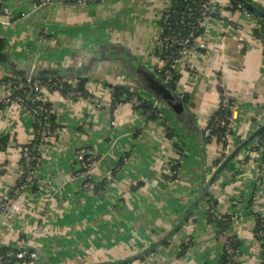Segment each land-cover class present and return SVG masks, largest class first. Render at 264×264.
I'll return each mask as SVG.
<instances>
[{
  "label": "crops",
  "instance_id": "1",
  "mask_svg": "<svg viewBox=\"0 0 264 264\" xmlns=\"http://www.w3.org/2000/svg\"><path fill=\"white\" fill-rule=\"evenodd\" d=\"M171 1L35 7L34 0H3L0 50L9 58L0 62V99L3 80L30 67L76 68L91 94L45 95L54 134L40 146L36 188L14 211L4 203L21 179V147L35 134L34 119L22 103L0 100V247H34L36 257L22 264H228L221 261L226 237L209 219L212 207L217 220L228 216L225 232L237 242L238 264H262L254 216L264 217V147L242 144L264 124V58L249 38L259 20L219 0L194 40L204 48L189 49L175 67L174 90L193 118L180 122L128 71L136 61L157 67L159 19ZM249 1L264 9V0ZM115 86L151 101L160 116L146 119L128 102L112 105ZM220 88L234 101L229 151L242 149L217 167L218 148L198 133L218 108ZM83 147L99 156L92 168L93 181L102 183L98 193L72 175ZM120 159L123 167L112 173ZM170 165L177 166L172 174ZM154 244L142 259L131 258Z\"/></svg>",
  "mask_w": 264,
  "mask_h": 264
},
{
  "label": "built area",
  "instance_id": "2",
  "mask_svg": "<svg viewBox=\"0 0 264 264\" xmlns=\"http://www.w3.org/2000/svg\"><path fill=\"white\" fill-rule=\"evenodd\" d=\"M2 0H0V3ZM50 2V0H34L35 7H40ZM219 0H203L200 6V17L198 19V24L202 26L205 19L208 18L209 14L213 12L218 6ZM170 6L164 10L161 14L159 21H163L164 24L161 27L160 44H159V54H158V65L155 68V72L158 73L163 80L170 81L171 75L175 72L176 64L181 60L184 54L191 48H204L203 44H194L195 34L193 27L189 25L187 19L184 18L182 14L175 15V13L168 12ZM243 10V9H242ZM244 11V10H243ZM247 15L251 16L249 13L244 11ZM253 17V16H251ZM254 18V17H253ZM12 17L6 15V23L9 24ZM255 20H257L255 18ZM166 29V33L163 34V30ZM250 40L254 46L258 47L264 53V30L251 32L249 35ZM245 41L244 36L239 37V45L242 46ZM9 78V77H8ZM8 78L3 80V87L5 93L9 95L3 99V103H8L10 100H15L24 105V97L29 99L33 104L31 108H26L28 112L32 115L34 121L40 124L38 129V139L37 144V155L32 154L29 146L25 145L21 147V179L19 183L14 187L11 197L4 203V209L10 210V208L16 210L23 199L25 193L30 190L29 186L31 184L36 185L37 181V170L40 164V146L53 137L54 131L51 128L49 122L50 116L54 114L53 106L46 101L45 95L52 91H58L68 97H78L77 93L73 90L63 93L62 89L64 85H75L76 79L74 77H61L57 78L56 81L46 82L40 79H36L31 75L25 76L23 79L10 81ZM14 90H21L23 95L13 96ZM220 108L225 110L227 116V123H225V131L221 135L220 140L225 142L228 146L224 150L225 154L229 151V144L231 140V130L234 129V124L232 120V110L234 106V101L226 94H221ZM95 106H99V103H94ZM1 107V106H0ZM25 107V105H24ZM204 137H208L211 134L210 127H204L202 130ZM264 147V137L257 139L249 147L252 151L257 148ZM99 156L93 152V150L83 147L79 148L75 155L76 164L78 168L73 171L72 175L75 178H80L84 188L92 189L94 187V181L92 179V168L98 161ZM10 203V206L8 204ZM211 222H215L218 218L217 213L211 208ZM255 219L258 217L254 216ZM221 218V217H220ZM219 218V219H220ZM264 224V223H263ZM234 238L231 236L225 240L224 251L227 254L228 264H238V249L234 248L232 241ZM20 247V246H15ZM25 254L31 259L36 257V254L31 251L27 252H17L15 256L18 258L23 257ZM2 257H0L1 259Z\"/></svg>",
  "mask_w": 264,
  "mask_h": 264
},
{
  "label": "trees",
  "instance_id": "3",
  "mask_svg": "<svg viewBox=\"0 0 264 264\" xmlns=\"http://www.w3.org/2000/svg\"><path fill=\"white\" fill-rule=\"evenodd\" d=\"M3 2V0H2ZM2 2L0 3V13L2 12ZM203 0H172L170 4V9L168 12L170 13H175V15L182 14L185 19L188 20L189 25L193 27L194 34L195 36L199 34V32L202 29V26L198 24V19L200 17V6L202 4ZM233 9H239L242 10V8L239 6L238 2L235 0H230ZM219 4V2H218ZM214 14L211 12L209 15ZM257 19V18H256ZM259 20V26H256L255 28H252L251 32H256V31H263L264 30V20ZM164 22L159 21V26H163ZM163 34L166 33V29L162 31ZM4 45V40L0 38V49ZM159 54V50H158ZM263 58H264V53ZM79 71V70H78ZM64 73H61L60 75H54L50 77H43V78H38L40 80L46 81V82H53L56 81L57 78L61 77H74L76 79L75 85H64L62 92H68V91H75L77 93V96L80 97H88L89 92L85 88V82L87 79L81 73L80 71L78 74L80 75H75V76H66L63 75ZM158 74V73H157ZM159 75V74H158ZM25 76L24 73H16L13 72L11 76H8L7 78L10 81L14 80H20L23 79ZM160 76V75H159ZM161 77V76H160ZM162 78V77H161ZM177 79V75L175 72L172 73L170 81L168 82L169 85L174 89L175 87V82ZM23 92L21 90H14L13 91V96L15 95H23ZM223 93L222 89L220 88V100H221V94ZM186 98V97H185ZM184 98V100H186ZM220 100L218 104V108L215 110L211 118L209 119L206 127H210L211 129V134L208 137H204L202 135V139L206 142H213L215 146L218 148V155L216 158L215 164H218L226 155L224 150L227 149V144L225 142H222L220 140L221 135L225 131V123H227V116L225 114V110H222L220 108ZM111 102L112 105H116L118 103H130L133 108L137 111H139L141 114L145 116L146 119H157L160 116L159 109L151 102L146 100L145 98H142L140 96L134 95V93L130 92L128 89L122 87V86H115L113 87L111 91ZM24 105L26 108H31L33 104L30 102L29 99H26V96L24 97ZM49 122L51 124V128L54 129L55 124H54V114L50 116ZM34 130L35 134L33 138L30 141H27L24 143L22 146H29L32 154L37 155V144L39 142L38 139V129L40 127V124L36 121H34ZM167 130V137L171 139L173 137V129L170 126L166 127ZM234 131L231 130L230 134L233 135ZM264 137V132L258 137V140ZM6 146L5 140L0 138V150L4 149ZM90 149V148H89ZM92 150V149H91ZM180 154V153H179ZM179 156V155H177ZM123 159H120L118 164L115 166L113 169L112 173L118 172L122 167H123ZM76 168L73 171H76L78 168V164H76ZM177 166L176 165H170V174L176 171ZM19 183V182H18ZM36 188V185L31 184L29 186L30 190H34ZM94 192L98 193L102 189V183L98 184L94 182V187L92 188ZM258 217L255 219V227H254V234L256 239L260 242V250H261V255H262V264H264V217L257 215ZM211 217V213H209V219ZM223 218V219H222ZM228 216H223L220 218V220H216V226L219 228V234L225 235V240L229 238V235L226 234L225 232V222L227 221ZM222 219V220H221ZM231 237V236H230ZM232 244L234 248H237V242L236 240L232 241ZM27 252V250L21 248V247H13V246H1L0 247V264H22V263H27L30 262L32 259L28 256V254H25L23 257L18 258L15 256V253L17 252ZM138 259H142V257H137ZM221 261L223 263H229L227 254L224 251L223 248V254Z\"/></svg>",
  "mask_w": 264,
  "mask_h": 264
},
{
  "label": "water",
  "instance_id": "4",
  "mask_svg": "<svg viewBox=\"0 0 264 264\" xmlns=\"http://www.w3.org/2000/svg\"><path fill=\"white\" fill-rule=\"evenodd\" d=\"M56 0H50L47 4L43 6H48L52 3H54ZM238 2L239 6L249 13L251 16L257 19L264 20V9H262L260 6L252 3L249 0H235ZM9 58V55L5 53L4 51L0 50V62L5 63L7 62ZM135 65H132L128 67V71L130 73L131 79L140 87H142L144 90H146L149 94H151L154 99L158 102H161L165 106L169 108L170 111H172L175 115V117L180 122L190 123L192 122V116L190 114V111L186 105V103L182 100L180 95L169 85L168 81L163 80L156 72L155 70H150L149 68L145 67L139 62H135ZM78 69L76 68H68L67 70H55V69H36L33 67H30L27 69L24 74L25 75H31L32 77L38 79L43 77H50L54 75H60L61 73H64L63 75L66 76H75L80 75L78 74ZM9 95V93H5L1 96V99L6 98ZM0 99V100H1ZM264 132V124L252 135L247 137L242 144H245L243 148L248 149L254 141L258 139V137ZM200 136L201 133H198ZM241 148H235L232 151H228L225 157L218 163L217 167H221L224 163L229 160V158L238 152H240ZM77 166V165H76ZM75 166V167H76ZM80 179V178H79ZM81 180V179H80ZM10 203L7 207L10 206ZM7 210V208H5ZM9 211H14V209L10 208ZM156 244L154 245H148L145 249L136 252L134 256L131 258H137V257H145L147 254L152 252ZM21 248L34 252L36 255L38 254V251L34 247L30 246H20ZM129 258V259H131ZM127 259V260H129ZM116 262H97L93 264H115ZM91 264V263H89Z\"/></svg>",
  "mask_w": 264,
  "mask_h": 264
}]
</instances>
